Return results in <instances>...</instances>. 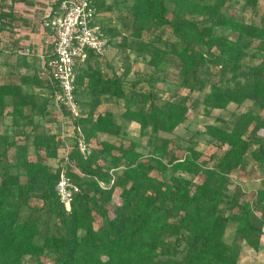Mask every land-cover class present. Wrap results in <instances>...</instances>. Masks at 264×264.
Segmentation results:
<instances>
[{"label":"trees","instance_id":"obj_1","mask_svg":"<svg viewBox=\"0 0 264 264\" xmlns=\"http://www.w3.org/2000/svg\"><path fill=\"white\" fill-rule=\"evenodd\" d=\"M94 1L100 15L104 3ZM261 1L245 0V6L256 10ZM230 3L134 0L128 35L109 23L101 25L110 44L122 37L118 49L125 53L124 71L120 75L108 60L91 55L76 71L81 118L65 116L88 143L100 135L118 138L125 132L114 113L98 110L100 98L117 100L123 103L121 119L138 125L146 141H104L87 159L75 145L70 158L83 178L68 169L80 188L70 211L56 190L61 168L48 164L58 158L63 141L42 122L50 114L49 100L39 102L35 91L45 86L42 77L26 59H18L9 75L0 73V125L12 130V135L0 133V264H24L28 258L48 264L47 256L54 264H240L241 242L260 251L264 179L248 202L231 192V175L251 164L264 166V22L232 16ZM217 30L236 37L217 35ZM3 54L0 47V58ZM130 54L157 71L163 65L177 67V93H189L159 104L153 79H141L153 90L143 89L140 80H127ZM249 57L260 63L245 66ZM204 67L223 69L226 85L201 78ZM81 88L91 101L79 99ZM194 93L199 97L192 99ZM247 102L262 113L250 110L228 121L219 117L222 126H206L205 134L227 147L221 158L202 160L193 146L181 147L166 137L200 107L223 111ZM176 146L185 149L184 157L170 152ZM198 177L202 182L194 181ZM230 221L236 225L232 242L226 240Z\"/></svg>","mask_w":264,"mask_h":264},{"label":"rangeland","instance_id":"obj_2","mask_svg":"<svg viewBox=\"0 0 264 264\" xmlns=\"http://www.w3.org/2000/svg\"><path fill=\"white\" fill-rule=\"evenodd\" d=\"M100 2V0H97ZM102 1V0H101ZM134 0H104V6L107 7V14L108 16L106 19L104 16H100L99 19H97L99 24H103V22L107 21L110 25L115 26L117 29L122 30L123 36H126L129 34V31L127 29V26L131 22V14H130V8L133 5ZM230 14L234 17H239L240 19H244L248 23H255L260 24L264 22V2H260L259 6L256 10H253L251 8H247L245 6V0H231L230 8H229ZM217 35H224V36H230L235 38L236 35L230 33L229 31L224 30H217ZM20 37H16L17 35H11L9 33H1L0 39L1 44L0 47L3 49H6V52L2 55L0 58V73L3 75H9L11 71V66L18 65V59H21V63L24 61V55H37L38 57H31V60L28 61L29 66L33 69H35V72L38 71L39 67L41 69V75L42 77H45V72L43 70L42 61L39 58V55H42V53H39L37 49L29 48L27 45H34L35 44H29V41H33L36 38V35L33 37L32 35H25L20 34ZM33 37V40H30ZM17 38L20 39L19 41L22 42V44H19V46L13 48V40ZM38 38V35H37ZM40 38V35H39ZM165 39H168L166 37ZM27 40V41H25ZM122 42V37L117 38L112 41L110 44V47L108 49V52L106 53L103 58L105 60H108L109 63L114 67V69L117 71L118 74H122L124 69L123 64L125 63L124 60V52H121L118 49V45ZM24 43V44H23ZM21 45H25L24 47H20ZM12 46V48H11ZM29 51V53H28ZM130 53V52H129ZM45 54V53H43ZM126 54H128V51H126ZM29 57V56H25ZM130 61L132 65V73L131 76L127 79L129 81H137L140 80V86L145 90H153L149 86L148 82L141 81V79L152 80V84L154 87V95H156V98L159 100L157 102L163 103L167 101H179L181 97L188 94V90H181L180 94L177 93L178 90H180V84L181 80L178 76V69L175 66H167L163 65L161 69L164 70H155L148 66L147 62L145 60H142L141 58L137 59L136 54H130ZM20 63V62H19ZM20 63V64H21ZM260 61L258 59H253L251 57L247 58L243 64L247 67H256ZM102 68L105 69V64L102 65ZM24 73V71H23ZM225 75H228L223 69L217 68L216 70L211 69L209 67H204L200 71V77L206 79L211 84L213 83H220L221 85L225 86L226 83L223 82V80L226 79L224 77ZM232 87L233 84H231ZM37 97L40 100H49V115L42 120L43 124H45V127L51 129V131L56 135H62L63 128L66 129V137L67 141L66 144L73 149L76 145V134L75 138L68 137V134L72 131L73 127L70 124H62L60 120V115L56 110L55 106V99L53 97L52 91L50 87L46 84L43 88H36L35 89ZM210 89H207L205 94L209 93ZM181 96V97H180ZM79 99L83 101H91L90 95L83 91V89H79ZM198 98L199 94L194 93L192 95L193 98ZM99 102V112L104 113L105 111H111L114 113L117 122L119 125L123 127V130L125 132L124 134H121L118 138H113L105 135H100L98 139L92 140L91 145L93 149H96L100 147L101 142L109 141L111 143L119 145L122 142H129L131 140L145 143L146 138L141 137L138 125L136 124H129L126 121L122 120L120 115L124 111L123 103L118 102L117 100H113L110 98H100L98 100ZM156 102V103H157ZM250 110H254L258 113L260 112L259 108L254 106L253 103L247 102L243 106L238 107L236 105H231L227 110H214V111H206L205 108L200 107L194 112H191L189 114V119L180 126L173 134L166 135L168 139H173L175 142H178L181 147H190L193 146L198 151L202 152L203 157L202 160H208L212 156H218V158H221L225 148H220L218 144L213 142L209 136L205 134L206 126L211 124H217L221 125L217 122V118L221 117L223 119H226L227 121L233 117V115H238ZM27 113H30V110H27ZM222 126V125H221ZM0 133H9V135H12V130L9 128L6 131V127L0 125ZM65 144L61 143L58 158L56 160H50L48 161V164H50L55 169H60L63 166L62 158L64 156L65 151ZM171 153L176 154L179 158L184 157L186 154L185 149H180L179 147H172L170 150ZM116 154V153H115ZM110 160V159H109ZM102 161H104L102 159ZM218 161V160H217ZM215 161H212L210 166L214 165ZM110 166L112 168V165L108 164L107 168L109 169ZM79 178H83V176L77 174ZM154 176H159L156 173H154ZM186 178H192L190 175H183ZM77 181L79 179L75 178ZM204 178L198 177L194 179L196 183L202 182ZM232 179V185H231V192L238 195L241 201H248L251 202L254 198L255 193L259 191L262 185V180L264 179V166H256L254 164H251L248 166L245 170H239L233 175H231ZM117 200V201H116ZM115 202L119 203L120 201L118 198H115ZM30 211H26L24 213V217H27L29 215ZM99 222V221H98ZM99 223H97V226ZM235 231H236V225L233 224V221H230L229 228L226 232V240L228 242H232L235 238ZM263 239V245L261 246L260 251H255L246 245L245 243L241 242L240 246H242V251L240 253L241 261L240 264H264V236L261 238ZM251 254H248L250 253ZM44 261L48 264H54L52 257L47 256V258H44ZM24 264H34V261L31 258H28L25 260Z\"/></svg>","mask_w":264,"mask_h":264},{"label":"built area","instance_id":"obj_3","mask_svg":"<svg viewBox=\"0 0 264 264\" xmlns=\"http://www.w3.org/2000/svg\"><path fill=\"white\" fill-rule=\"evenodd\" d=\"M97 19L98 7L94 0H64L44 21V27L49 28L53 34V50L39 55V58L45 79L53 92L60 120L62 124L73 127L68 134L71 138H75L76 131L71 121H67L65 113H69L74 119L81 118L75 93L76 71L91 55L105 56L110 47V38ZM60 136L66 148L56 190L60 201L70 211L71 203L80 188L75 179L69 176L68 169L75 174H82L71 161L73 149L66 144L65 128ZM78 136L76 134L77 149L87 159L92 153V145L83 136Z\"/></svg>","mask_w":264,"mask_h":264},{"label":"crops","instance_id":"obj_4","mask_svg":"<svg viewBox=\"0 0 264 264\" xmlns=\"http://www.w3.org/2000/svg\"><path fill=\"white\" fill-rule=\"evenodd\" d=\"M58 2L59 0H0V34L9 33L11 35H17V38L20 37L18 33L32 35L33 37L36 35V38L34 40L33 37L30 39L33 41H29V44H35L36 46L28 45V43L26 46L32 49H37L39 53L42 54L47 53L48 51H52L53 34L51 31L44 27V21L51 15L54 10H57V8L59 7L57 6ZM100 2L104 3V0H100ZM106 9L108 8L104 6V12L100 15L98 14V19L101 15L106 19V17L108 16V12ZM1 15L4 16L1 17ZM103 23L108 22L105 21ZM17 38L13 40V48L19 46V44H22V42L19 41L20 39ZM24 46L25 45H21L20 47ZM5 52L6 49H4V53ZM32 56L38 57L34 54L24 55V59H28V61H30ZM40 71L41 69L39 67L37 72L42 77ZM41 79L43 80L44 85L47 84L48 87H50L45 77H42ZM261 245H263V239H261ZM248 254H251V252Z\"/></svg>","mask_w":264,"mask_h":264}]
</instances>
